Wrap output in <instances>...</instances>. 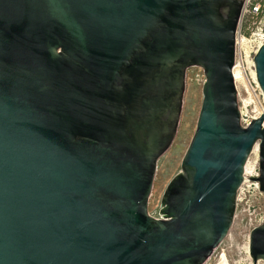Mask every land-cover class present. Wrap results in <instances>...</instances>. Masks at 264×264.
<instances>
[{
	"label": "water",
	"instance_id": "95a60500",
	"mask_svg": "<svg viewBox=\"0 0 264 264\" xmlns=\"http://www.w3.org/2000/svg\"><path fill=\"white\" fill-rule=\"evenodd\" d=\"M244 0H0V264H205L228 235L264 110L241 123L232 68ZM264 95V43L254 57ZM202 102L158 217L149 199ZM264 262V222L249 236Z\"/></svg>",
	"mask_w": 264,
	"mask_h": 264
},
{
	"label": "built area",
	"instance_id": "2783aa9c",
	"mask_svg": "<svg viewBox=\"0 0 264 264\" xmlns=\"http://www.w3.org/2000/svg\"><path fill=\"white\" fill-rule=\"evenodd\" d=\"M264 43V0H244L240 22L236 32L235 60L232 68L234 81L238 90L241 123L247 126L249 121L259 116L245 112L247 108L242 95L259 98L264 95L259 86L254 57ZM262 105V104H261ZM264 127V122H263ZM259 143L250 154L245 165L243 181L237 190L236 214L247 228V251L249 253L250 232L264 222V192L260 189Z\"/></svg>",
	"mask_w": 264,
	"mask_h": 264
},
{
	"label": "rangeland",
	"instance_id": "374dc122",
	"mask_svg": "<svg viewBox=\"0 0 264 264\" xmlns=\"http://www.w3.org/2000/svg\"><path fill=\"white\" fill-rule=\"evenodd\" d=\"M203 80V70L200 67L193 66L187 70L186 89L178 133L172 146L158 161V168L149 199L150 213L157 217L161 197L170 180L180 170L183 155L194 133L202 102ZM242 98L247 102L246 113L254 115L263 110L262 96L257 98L242 95ZM247 235V228L241 223L239 215H235L228 235L217 246L215 252L205 264H219L223 259L228 264H252V259L246 249ZM258 264H264V262L259 261Z\"/></svg>",
	"mask_w": 264,
	"mask_h": 264
},
{
	"label": "bare ground",
	"instance_id": "6f19581e",
	"mask_svg": "<svg viewBox=\"0 0 264 264\" xmlns=\"http://www.w3.org/2000/svg\"><path fill=\"white\" fill-rule=\"evenodd\" d=\"M245 104L247 106V102H245ZM219 264H228V262L225 259H223Z\"/></svg>",
	"mask_w": 264,
	"mask_h": 264
}]
</instances>
